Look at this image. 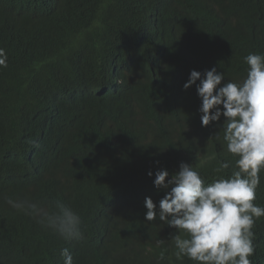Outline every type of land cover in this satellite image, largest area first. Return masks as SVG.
Instances as JSON below:
<instances>
[{
	"label": "trees",
	"instance_id": "obj_1",
	"mask_svg": "<svg viewBox=\"0 0 264 264\" xmlns=\"http://www.w3.org/2000/svg\"><path fill=\"white\" fill-rule=\"evenodd\" d=\"M154 1L158 22L137 0H0V241L20 226L39 244L57 235L7 198L60 202L81 217L87 264H195L176 258L144 201L170 191L155 173L171 178L182 162L206 183L217 161L231 175L235 158L214 137L225 118L202 126L197 87L184 84L213 67L222 84L246 77L244 57L264 54V0L216 1L222 16L203 31L196 17L214 0ZM255 202L264 207V172ZM254 232L251 261L264 264V217Z\"/></svg>",
	"mask_w": 264,
	"mask_h": 264
},
{
	"label": "clouds",
	"instance_id": "obj_2",
	"mask_svg": "<svg viewBox=\"0 0 264 264\" xmlns=\"http://www.w3.org/2000/svg\"><path fill=\"white\" fill-rule=\"evenodd\" d=\"M216 1L219 0L206 7L204 15L196 17L197 29L214 30L212 24L222 16ZM137 3L145 9L144 13L156 18L154 0H137ZM127 9L135 12L131 4ZM162 11L161 17L168 15L165 6ZM176 20H180L177 15ZM7 59L5 49L0 48V67H7ZM244 62L248 69L241 82L228 80L222 84L225 73H218L213 67L203 74L191 71L184 84L185 89L197 87L202 100L199 109L202 126L225 118L214 137L219 140L222 136L227 153L235 158L231 175H224L230 163L217 161L213 171L218 178L206 183L197 168L182 162L171 178L166 169L155 173V186L170 191L154 200L145 198L146 220L161 222L172 231L171 242L177 259L187 257L195 264H252L254 227L264 217V207L255 202L264 172V54L249 53ZM148 175L153 173L150 171ZM6 202L57 234L49 243L48 240L39 244L30 228L14 229L0 241L6 264H87L81 217L71 207L56 202L53 211L43 203L29 200L7 198ZM163 243L157 241L158 245ZM164 258L161 253L159 259ZM109 264L125 263L116 260Z\"/></svg>",
	"mask_w": 264,
	"mask_h": 264
}]
</instances>
